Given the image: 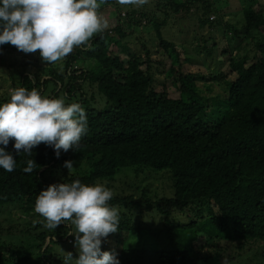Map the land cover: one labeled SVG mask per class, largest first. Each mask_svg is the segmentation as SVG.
I'll use <instances>...</instances> for the list:
<instances>
[{"label":"trees","instance_id":"trees-1","mask_svg":"<svg viewBox=\"0 0 264 264\" xmlns=\"http://www.w3.org/2000/svg\"><path fill=\"white\" fill-rule=\"evenodd\" d=\"M243 3V18L227 28L236 33L229 39V51L225 48L221 55L231 70L238 72L234 82L227 81L225 73L212 72L199 54H189L184 48L189 45L188 33L181 38L187 31L182 25L177 28V38L163 36L164 29L172 25L171 15L200 19L196 16L198 4L204 16L221 15V10H211L210 0H154L153 5L141 10L107 0L99 11L108 19L109 27L95 35L90 46L74 48L66 57L65 72L46 62L38 66L36 59V73L20 78L11 75L16 88H36L42 95L53 84L49 98L64 93L73 101L79 93L75 102L87 114L88 131L77 151L61 150L57 157L53 147L41 143L28 156L15 152L14 141L6 149L16 159V167L10 173L0 167V211L18 208L36 230H20L36 251L34 264H63L60 243L74 239L68 235L74 232L69 222L61 223L53 233L43 231L45 219L34 211L38 193L50 184L77 179L89 185L112 182L122 169L169 170L174 193L156 200L145 194L125 198L114 195L110 205L135 215L157 211L166 222L163 236H142L150 248L125 244L122 231L129 228L126 222L120 223L117 245L102 248L114 251L120 264H235L245 256L254 258L248 257L244 264H264V11L253 1L254 5ZM159 9L161 16L156 14ZM223 20L219 16V21ZM200 21L203 25L210 22L207 18ZM142 28L156 32L158 45L170 62L168 70L164 58H153L155 53L146 44L141 50L130 46L128 38ZM247 40L257 53L249 66L233 57L234 49ZM232 43H237L236 47ZM12 49L17 50L11 44L0 45V63L10 70L18 64L13 55L4 58ZM204 49L207 58L213 56L211 51H217L215 46ZM75 64L80 66V76L69 71ZM169 77L175 79L179 99H170L165 87L158 90L156 80ZM87 83L106 101L100 111L86 97ZM9 100L0 95V105ZM29 159L37 165L33 172L25 173ZM68 160H87L91 166L88 177L67 172L63 165ZM182 218L186 219L180 221ZM201 235L208 239L205 245L196 244ZM224 245H235L247 253L238 258L224 255ZM66 252L78 257L70 245ZM3 254L19 264L29 262L16 246L0 241Z\"/></svg>","mask_w":264,"mask_h":264},{"label":"clouds","instance_id":"clouds-1","mask_svg":"<svg viewBox=\"0 0 264 264\" xmlns=\"http://www.w3.org/2000/svg\"><path fill=\"white\" fill-rule=\"evenodd\" d=\"M117 2L143 7L149 0ZM105 3L107 0H0V45L11 44L25 54L39 51L43 62L55 63L76 47L90 46L92 38L109 27L99 11ZM87 131V114L80 103L43 96L36 88H15L10 100L0 105V167L9 173L16 167L12 152L6 150L10 141L17 154L32 156L33 149L44 143L59 157L61 150L77 151ZM26 163L23 171L33 172L35 160ZM63 166L70 173L73 161H65ZM114 195L104 184L89 185L78 179L50 184L38 193L34 211L45 219L47 229L65 222L74 225L75 231L68 235L74 236L78 257L64 252L63 264H120L114 251L101 247L119 230V210L109 204Z\"/></svg>","mask_w":264,"mask_h":264},{"label":"rangeland","instance_id":"rangeland-1","mask_svg":"<svg viewBox=\"0 0 264 264\" xmlns=\"http://www.w3.org/2000/svg\"><path fill=\"white\" fill-rule=\"evenodd\" d=\"M154 0H149V3L147 5H144L143 7H137L138 9H142L145 7H150ZM245 4H252L255 2L259 7H261L264 11V0H244ZM212 3L211 10L215 11L216 9L221 10L219 11L221 15L219 16L223 18V21H219V16L216 13H212L210 15H203V7L198 4V16L197 18H203L204 21L207 19L210 20V22L206 24H202L200 19H193L190 16L186 14H176L171 15L170 22L171 26L168 25L164 29L163 36L167 39H172L173 37L177 38V28L182 25L187 31L183 32V36L181 38H185L184 35L188 33L189 37V45H186L184 48H186L189 51V54L191 53H197L203 60V62H206L207 65L211 68L212 72H215L216 75L225 73L227 76V81L234 82L238 78V72L231 70L228 61L224 60L222 55L223 49L227 48L226 51H229L230 46L228 47V42L230 37L234 36L236 32L234 31H227V28L236 25L237 22L243 18V15L241 11L245 7L243 0H210ZM154 4V3H153ZM152 4V5H153ZM154 9V7H152ZM155 12V11H153ZM160 9L157 10L156 14L158 16H161ZM102 13V12H101ZM106 15H109L108 12H105ZM126 13V10H125ZM103 14V13H102ZM223 15V16H222ZM174 27V28H173ZM143 31L137 32L130 36L128 38V42L132 48L134 46L137 47V49L141 50V45L146 44L148 48L155 53V56L153 58L160 59L164 58L166 61L165 70H168L170 67V62L168 61V58L166 54L164 53L163 48H161L158 45V39L156 36V32L153 30V28L145 29L142 28ZM181 33V31H179ZM228 34V36L226 35ZM136 38V41L133 42V40ZM140 41H138V39ZM180 39V38H179ZM237 40V37H236ZM238 43V42H237ZM237 43H232L231 45L233 47H236ZM215 46L216 53H213L212 57H206L207 54L205 53L206 47H212ZM14 49V48H13ZM12 51L6 55H4L5 59H8L9 56H15L18 60V64L15 65L14 70H10L8 67L2 65L0 63V95L5 97H10V93L13 89L16 87L12 85L11 81V75L13 73L17 74L19 78L23 74H34L38 70V66L40 63L43 65L45 64L41 57L39 56V53H32V54H25L21 51ZM201 51V53H200ZM225 51V50H224ZM1 53V51H0ZM245 56L247 57L245 59ZM257 56V53L255 51V45L250 41L247 40L245 43L241 44V46L238 49H234L233 57L236 60H244L247 63V66L254 63L255 59L254 57ZM124 57V55H123ZM193 58H195L193 56ZM204 58V59H203ZM37 59V60H36ZM222 60L224 62L218 63V60ZM39 62L38 66H36L33 62L34 61ZM66 61V57L60 61H57L55 63H51L52 66L60 68L61 73L65 72V66L64 63ZM85 59H82L81 62H84ZM169 62V63H168ZM21 64H24L26 66H22ZM60 66V67H59ZM71 71H76V76L81 75V69L80 66L75 64L74 67H72ZM33 78V77H32ZM175 80V79H174ZM172 77L167 78L166 80L158 79L156 80V84H158V90H161L163 87H165L168 91V94L170 98L179 99L180 92L178 90V86L174 84V81ZM54 85H50V89L45 92L43 96L50 97L51 96V90L53 91ZM91 86L87 83L84 85V92L86 94V97L88 100H90V105L100 111L103 107L106 105V101L104 97L100 96V94L93 88H90ZM79 93L76 94V99L67 100L66 103H73L77 99H79ZM60 97H65L64 93H61ZM67 172L68 169H65ZM91 172V166L87 162V160L84 161H75L73 162V169L70 173L79 174L80 177L87 176ZM169 170H163V171H156V170H148L143 171L140 170L138 172H135L134 169H122L115 177V180L112 182H104L101 184H104L108 188L112 189L116 196L120 197H127L131 194H135L136 197H140L142 194H145L148 198H152L154 200L156 199H162V197H167L168 195H172L174 193L173 187H172V174ZM88 177V176H87ZM135 197V198H136ZM137 199V198H136ZM120 213V223H127L129 231L124 232L122 231V239H126V243L130 246L135 247H151L149 243H146L144 241V238L142 236H163L164 229L166 227V222L163 218V216L156 212H153V215H150V212H146L145 214L137 215L132 214L130 211L128 212L125 208H118ZM181 213V212H177ZM24 215L20 212V210L16 207H6L2 208L0 211V241L5 245H14L16 246V250L23 253V255L27 259H29V262H25L24 264H34L36 260L34 247L30 240L22 233H20L21 229H28L32 228L33 232H36V230L31 227L26 220L23 219ZM28 219H30L28 217ZM186 218H182L181 220H184ZM26 222V224H25ZM25 224V225H24ZM45 222L43 223V231L48 230L45 226ZM138 230H141L139 232ZM54 230H51L50 233H53ZM118 232L112 233L108 236V238L102 242V248L106 247H113L117 245L118 239ZM162 238V237H161ZM153 240V239H152ZM207 237L205 236H199V239L196 244L199 245H205L207 242ZM147 244V245H146ZM62 247V253L66 252L67 247L70 245L71 247H74V250L76 254L78 255L77 249L74 246V239H71L67 243L61 242L60 243ZM223 245L220 244V247ZM223 253L224 255L231 256V257H237L240 255H243L247 253V250L242 249L241 251L235 246L231 245H224ZM0 264H19L18 261H13L9 258L8 254L0 255ZM250 259L254 258L253 256H248ZM248 257H244V259L238 260L235 264H244L243 262L248 259ZM73 258H75L73 256ZM226 258V256H225ZM236 258V259H237ZM7 260L9 261L7 263ZM213 263V262H212ZM211 262L208 264H212ZM246 264V263H245ZM252 264V263H251Z\"/></svg>","mask_w":264,"mask_h":264},{"label":"water","instance_id":"water-1","mask_svg":"<svg viewBox=\"0 0 264 264\" xmlns=\"http://www.w3.org/2000/svg\"><path fill=\"white\" fill-rule=\"evenodd\" d=\"M74 231H75V229H74ZM47 241L49 242L50 241V238H47Z\"/></svg>","mask_w":264,"mask_h":264}]
</instances>
